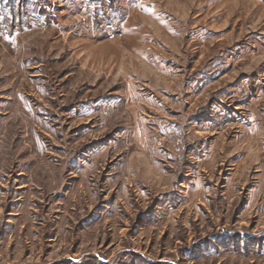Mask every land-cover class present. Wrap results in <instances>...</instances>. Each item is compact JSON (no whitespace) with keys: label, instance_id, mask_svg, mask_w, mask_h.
<instances>
[{"label":"rangeland","instance_id":"1","mask_svg":"<svg viewBox=\"0 0 264 264\" xmlns=\"http://www.w3.org/2000/svg\"><path fill=\"white\" fill-rule=\"evenodd\" d=\"M0 264H264V0H0Z\"/></svg>","mask_w":264,"mask_h":264}]
</instances>
